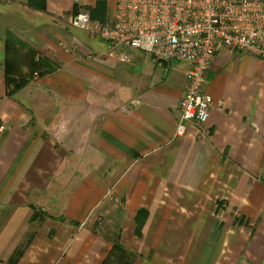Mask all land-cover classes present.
Segmentation results:
<instances>
[{
    "label": "crops",
    "instance_id": "0c3cea01",
    "mask_svg": "<svg viewBox=\"0 0 264 264\" xmlns=\"http://www.w3.org/2000/svg\"><path fill=\"white\" fill-rule=\"evenodd\" d=\"M45 1L0 0V264H264V61L221 49L177 136L187 65L110 59L71 26L97 0Z\"/></svg>",
    "mask_w": 264,
    "mask_h": 264
},
{
    "label": "built area",
    "instance_id": "2783aa9c",
    "mask_svg": "<svg viewBox=\"0 0 264 264\" xmlns=\"http://www.w3.org/2000/svg\"><path fill=\"white\" fill-rule=\"evenodd\" d=\"M109 5L107 21L93 22L83 9L71 26L104 42L110 59L128 63L126 51H132L165 67L187 65L177 136L188 124L201 129L208 122L214 99L205 88L221 49L264 61L263 0H110Z\"/></svg>",
    "mask_w": 264,
    "mask_h": 264
},
{
    "label": "trees",
    "instance_id": "16d2710c",
    "mask_svg": "<svg viewBox=\"0 0 264 264\" xmlns=\"http://www.w3.org/2000/svg\"><path fill=\"white\" fill-rule=\"evenodd\" d=\"M45 4L46 1L45 0H29L28 5L33 8V9H37L40 11H44L45 10ZM106 5H107V0H97V4L95 8H87L86 10H88L90 12V17L92 21H100V23L105 22L106 20H104V13H105V9H106ZM80 11L75 7V15H77ZM8 45L10 44V40L7 41ZM46 63L45 60H40L38 59V61L36 62L38 67H43L44 64ZM54 68V70L56 69L54 66H52ZM20 87V86H18ZM45 217H48L47 214L41 212V211H35L33 217H32V221H40L42 219H44ZM148 218V212L145 210H140L135 218V223H136V230H135V234L137 237H141L142 235V230L143 227L147 221ZM132 253L126 251L121 245H115L112 250L111 253L109 254V256L107 257V259L103 262V264H118L119 263H123L125 261V264H130L129 262L126 263V260L124 257L131 255ZM133 256V255H132Z\"/></svg>",
    "mask_w": 264,
    "mask_h": 264
},
{
    "label": "rangeland",
    "instance_id": "374dc122",
    "mask_svg": "<svg viewBox=\"0 0 264 264\" xmlns=\"http://www.w3.org/2000/svg\"><path fill=\"white\" fill-rule=\"evenodd\" d=\"M65 185H66V182H65ZM67 187V186H66ZM65 190H66V188H65ZM53 191H55V188H54V190ZM54 193V192H53ZM60 195H57V196H54V195H51L50 197H55L56 199L59 197ZM50 199V198H49ZM49 199H48V201H49Z\"/></svg>",
    "mask_w": 264,
    "mask_h": 264
}]
</instances>
